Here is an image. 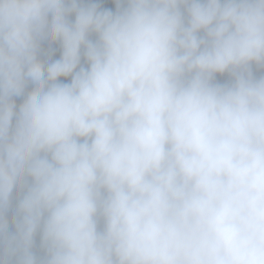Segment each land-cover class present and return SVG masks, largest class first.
Listing matches in <instances>:
<instances>
[{"label": "clouds", "instance_id": "9594fccd", "mask_svg": "<svg viewBox=\"0 0 264 264\" xmlns=\"http://www.w3.org/2000/svg\"><path fill=\"white\" fill-rule=\"evenodd\" d=\"M0 264H264V0H0Z\"/></svg>", "mask_w": 264, "mask_h": 264}, {"label": "trees", "instance_id": "16d2710c", "mask_svg": "<svg viewBox=\"0 0 264 264\" xmlns=\"http://www.w3.org/2000/svg\"><path fill=\"white\" fill-rule=\"evenodd\" d=\"M218 79L223 81L224 79H226V77H218Z\"/></svg>", "mask_w": 264, "mask_h": 264}]
</instances>
